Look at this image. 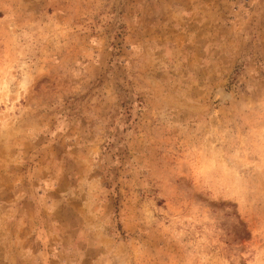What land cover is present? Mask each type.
<instances>
[{
    "label": "rangeland",
    "instance_id": "rangeland-1",
    "mask_svg": "<svg viewBox=\"0 0 264 264\" xmlns=\"http://www.w3.org/2000/svg\"><path fill=\"white\" fill-rule=\"evenodd\" d=\"M0 264H264V0H0Z\"/></svg>",
    "mask_w": 264,
    "mask_h": 264
}]
</instances>
